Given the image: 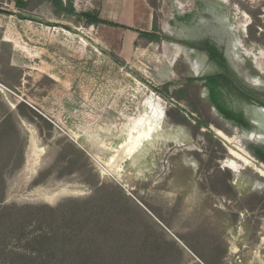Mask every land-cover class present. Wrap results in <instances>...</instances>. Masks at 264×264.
Returning a JSON list of instances; mask_svg holds the SVG:
<instances>
[{"label": "rangeland", "instance_id": "374dc122", "mask_svg": "<svg viewBox=\"0 0 264 264\" xmlns=\"http://www.w3.org/2000/svg\"><path fill=\"white\" fill-rule=\"evenodd\" d=\"M73 1L78 11L99 8L103 21L62 16L48 0H0L26 14L0 12V95L14 114L0 141V210L57 206L108 182L184 246L183 264H264V176L225 166L234 157L215 133L263 163L249 144H264V0ZM155 26L171 40L136 31ZM221 38L233 73L224 102L249 128L210 99L202 79L222 68L197 49L181 52ZM28 129L44 148L32 173ZM37 230L28 221L22 236L0 213V264L16 263Z\"/></svg>", "mask_w": 264, "mask_h": 264}, {"label": "trees", "instance_id": "16d2710c", "mask_svg": "<svg viewBox=\"0 0 264 264\" xmlns=\"http://www.w3.org/2000/svg\"><path fill=\"white\" fill-rule=\"evenodd\" d=\"M48 1L62 16H75L89 25L103 21L100 13L79 12L73 0ZM30 2L27 0L26 5ZM138 32L152 41L161 36L171 40L169 36L159 35L157 26L153 32ZM200 48L208 49L213 58L222 62V56L217 54L215 46L206 43L205 47ZM206 79L210 99L220 112L246 128L251 127L244 118L219 101L226 87L220 77L209 76ZM0 105L5 108L0 122L1 141V135L14 119V114L1 95ZM18 109L21 115H26L21 104ZM178 110L185 121L184 109L178 107ZM198 123L199 127L208 126V123ZM249 149L264 163V144L252 143ZM77 151L84 155L82 149L77 147ZM128 199L119 185L102 182L93 195L68 198L57 206L13 204L3 207L0 213L4 215L6 223L22 236L25 235L24 228L28 221L38 223V230L30 238L26 237L28 247L15 252L14 264H183L184 246L171 238L146 210Z\"/></svg>", "mask_w": 264, "mask_h": 264}, {"label": "bare ground", "instance_id": "6f19581e", "mask_svg": "<svg viewBox=\"0 0 264 264\" xmlns=\"http://www.w3.org/2000/svg\"><path fill=\"white\" fill-rule=\"evenodd\" d=\"M181 52L184 55L189 56L190 54L195 53L196 50L190 49V48H187V49L182 48ZM234 52L238 54L240 52L242 53V51H240L239 48H234ZM259 108L264 112V107L259 106ZM161 114L162 116L159 117V122L162 121L161 119L163 117V111ZM25 125H26V122H25ZM216 131L221 137H223V139L226 140V142L228 143V150L234 157L233 159L226 160L225 166L238 172L240 169H242L244 165H249V166H252L259 174L264 176V163H257L256 160L247 152V150H244L243 147H241V145L237 142L236 139L227 135L220 129H216ZM29 132H31L32 135L30 134V137L32 138H30L29 140L26 164H27V171L32 173V172H35L38 164H40L41 154L43 153L44 148L37 145V140L35 139V135L33 134V131L29 130ZM119 148L116 149L115 151L120 153ZM26 164H25V168H26ZM53 198L54 196L47 197V199L49 200ZM262 241L264 242V238L262 239Z\"/></svg>", "mask_w": 264, "mask_h": 264}, {"label": "flooded vegetation", "instance_id": "af4514ba", "mask_svg": "<svg viewBox=\"0 0 264 264\" xmlns=\"http://www.w3.org/2000/svg\"><path fill=\"white\" fill-rule=\"evenodd\" d=\"M206 43L210 44V45H213L216 47V50H217V54L220 56H222V62H219V60L215 59L212 57L211 55V52L208 50V49H202L200 48V46H206ZM188 46L194 48V49H197L198 51H202L203 53H205L208 61H210L211 63H214L216 65H218L220 68H222V72H219V74H215V75H211V76H218L220 77V81L223 83V85H227L226 81L227 82H233V73L229 67V64H228V55L227 53H225V50H224V41L223 39L221 38V40L217 43V41H205L202 43H186ZM209 77V76H207ZM207 77H204L202 80H204L206 82V84L208 83V80L206 79ZM207 86V85H206ZM208 87V86H207ZM221 98V99H220ZM219 98V101H221V103L229 109V107H227L226 103L224 102V91L222 93V96ZM214 105V104H213ZM230 110V109H229ZM233 111V110H231ZM235 112L236 114H238L241 118H244L243 115L241 113H238L236 111H233Z\"/></svg>", "mask_w": 264, "mask_h": 264}, {"label": "water", "instance_id": "95a60500", "mask_svg": "<svg viewBox=\"0 0 264 264\" xmlns=\"http://www.w3.org/2000/svg\"><path fill=\"white\" fill-rule=\"evenodd\" d=\"M0 12H6V13L14 14V15H26L25 13H23L21 11H15V10H11V9H6L4 7H0ZM215 133H216V135L219 136V134L217 132H215ZM49 203L53 204L55 202H49Z\"/></svg>", "mask_w": 264, "mask_h": 264}, {"label": "crops", "instance_id": "0c3cea01", "mask_svg": "<svg viewBox=\"0 0 264 264\" xmlns=\"http://www.w3.org/2000/svg\"><path fill=\"white\" fill-rule=\"evenodd\" d=\"M110 2H112V0H109ZM111 4V3H110ZM100 11V9L98 8V10H88V11H79V12H84V13H89V14H92V15H95V14H97L98 12ZM101 14V13H100ZM133 20H135V19H133ZM112 23H116V24H120V25H123L125 28H131V27H129L128 25H125V24H121V23H119V22H116V21H114V22H112ZM122 26V27H123ZM139 30H141V29H139ZM137 32H138V30H136Z\"/></svg>", "mask_w": 264, "mask_h": 264}]
</instances>
